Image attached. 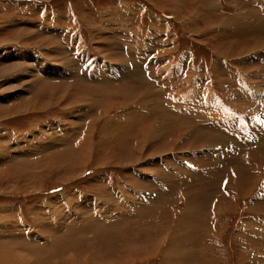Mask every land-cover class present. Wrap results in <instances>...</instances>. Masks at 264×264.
<instances>
[{
    "label": "rangeland",
    "instance_id": "1",
    "mask_svg": "<svg viewBox=\"0 0 264 264\" xmlns=\"http://www.w3.org/2000/svg\"><path fill=\"white\" fill-rule=\"evenodd\" d=\"M0 264H264V0H0Z\"/></svg>",
    "mask_w": 264,
    "mask_h": 264
},
{
    "label": "bare ground",
    "instance_id": "2",
    "mask_svg": "<svg viewBox=\"0 0 264 264\" xmlns=\"http://www.w3.org/2000/svg\"><path fill=\"white\" fill-rule=\"evenodd\" d=\"M235 26V25H234ZM102 71V70H101ZM149 205V204H148ZM169 205V204H168ZM164 207V206H163ZM163 207H162V209H163ZM169 209V208H168ZM165 215H166V213H165ZM167 217V216H166ZM165 217V218H166ZM165 218H163L162 219V221H164L163 222V225L162 226H159L160 227V230L162 231H160L157 227H154V226H152V227H148L147 228V230L145 231V232H143L142 234H141V236H145L146 238L145 239H149V236L150 237H152L150 234H149V231L151 230L152 232H153V235H158V236H160V238L161 237H166V240H168V243H169V246H176V245H178V243H177V239H179V234H177V230L175 229V230H173V231H171V233H170V235H168L167 234V230L169 229V228H166V227H168V226H172L171 225V223L173 222H169V221H166L165 220ZM167 219V218H166ZM45 220V219H44ZM105 220V219H104ZM85 228V227H84ZM82 230V229H81ZM142 230V229H141ZM70 232H72V231H70ZM161 232V233H160ZM70 236V235H69ZM140 235H138L137 236V238H140L141 237ZM164 239V238H163ZM65 241V240H64ZM151 241V240H150ZM146 244H148V243H146V241H144V244L141 246L140 244H139V246L137 245V244H134L133 245V247H134V249L139 253V252H141V251H143L142 252V254H144L145 253V250H148L147 248H146ZM122 246V245H121ZM121 249H122V247H121ZM125 250V249H124ZM123 250V251H124ZM168 251V252H167ZM177 251V250H176ZM129 251H127V253H128ZM131 252V251H130ZM170 251L169 250H166V253H169ZM126 253V252H125ZM119 254V253H118ZM99 257V256H98ZM78 260V259H77ZM205 260V259H204ZM113 261H114V259H113ZM112 261V262H113ZM75 262V261H74ZM79 262V261H78ZM76 263V262H75Z\"/></svg>",
    "mask_w": 264,
    "mask_h": 264
}]
</instances>
